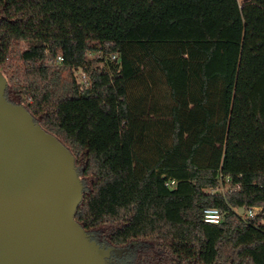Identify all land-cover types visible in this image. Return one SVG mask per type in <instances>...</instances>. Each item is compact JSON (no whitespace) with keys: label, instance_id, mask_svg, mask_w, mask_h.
<instances>
[{"label":"trees","instance_id":"1","mask_svg":"<svg viewBox=\"0 0 264 264\" xmlns=\"http://www.w3.org/2000/svg\"><path fill=\"white\" fill-rule=\"evenodd\" d=\"M98 44L118 60L92 68ZM0 70L74 154L76 220L115 264H264V0H0Z\"/></svg>","mask_w":264,"mask_h":264},{"label":"water","instance_id":"2","mask_svg":"<svg viewBox=\"0 0 264 264\" xmlns=\"http://www.w3.org/2000/svg\"><path fill=\"white\" fill-rule=\"evenodd\" d=\"M7 87L0 70V264H115L122 250L76 220L84 185L74 154Z\"/></svg>","mask_w":264,"mask_h":264},{"label":"built area","instance_id":"3","mask_svg":"<svg viewBox=\"0 0 264 264\" xmlns=\"http://www.w3.org/2000/svg\"><path fill=\"white\" fill-rule=\"evenodd\" d=\"M107 45L106 44H98L97 49H89L87 51V59L88 60H93L96 58L93 56V53L96 52V54L100 53L101 55H98L97 60L96 61H100L102 62V66H104L105 64H107L109 61L114 62L118 60V54L116 52H111V53H107ZM91 56V57H90ZM93 56V57H92ZM63 61V56L62 55H58L57 59L55 61L53 60H49V63H58L61 64ZM89 78V73H85V72H80L79 75V79H80V83H86L88 81ZM226 182H230V179L227 178ZM225 182V183H226ZM168 186L170 187H174L176 185V181L175 180H171L168 181L166 183ZM237 188H239V185L236 186ZM258 208L259 207H253V208H249V209H244V213L240 214L242 216L243 219H250L253 218L257 212H258ZM223 213L218 209V208H207L204 210V220L206 222L209 223H220L223 220Z\"/></svg>","mask_w":264,"mask_h":264},{"label":"rangeland","instance_id":"4","mask_svg":"<svg viewBox=\"0 0 264 264\" xmlns=\"http://www.w3.org/2000/svg\"><path fill=\"white\" fill-rule=\"evenodd\" d=\"M239 1H240V3H243V2L246 1V0H239ZM22 46H23V48H25V47L27 46V43H26V42H23ZM98 55H101V54H100V53L96 54V52L93 53V56L96 57V58L94 59V61H93V63H92V64H93L92 68L95 67V66H101V67H102V62H100V61H96ZM93 56H92V57H93ZM90 57H91V56H90ZM79 72H80V71H78L77 73L74 72V76L76 75L77 78H78V77H79V75H78ZM76 76H75V78H76ZM78 80H79V82H80V79H79V78H78ZM81 177H82V176H81ZM237 190H238V188H237L234 184H232L231 182H229V183L226 182V183H220V184L218 185V187L216 188V190H212V191H213V192L217 191V192L221 193V194L224 195V196H229V195L235 193ZM261 209H262V207H259L257 213H259V212L261 211ZM234 210H235V209H234ZM235 211H236L238 214H243V213H244V211H243L242 213H240L239 210H235Z\"/></svg>","mask_w":264,"mask_h":264}]
</instances>
